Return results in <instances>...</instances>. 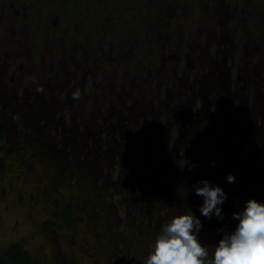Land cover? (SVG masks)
I'll list each match as a JSON object with an SVG mask.
<instances>
[{"label": "rangeland", "instance_id": "rangeland-1", "mask_svg": "<svg viewBox=\"0 0 264 264\" xmlns=\"http://www.w3.org/2000/svg\"><path fill=\"white\" fill-rule=\"evenodd\" d=\"M202 178L228 193L222 220L200 213ZM250 197L264 200V0H0V251L142 264L170 215H200L211 245Z\"/></svg>", "mask_w": 264, "mask_h": 264}, {"label": "clouds", "instance_id": "clouds-1", "mask_svg": "<svg viewBox=\"0 0 264 264\" xmlns=\"http://www.w3.org/2000/svg\"><path fill=\"white\" fill-rule=\"evenodd\" d=\"M211 163L215 165L214 160ZM226 179L234 183L237 177L229 172ZM194 190L202 197L201 215H215L222 220V205L228 196L225 189L202 178ZM232 216L235 225L222 231L210 245L200 238L204 226L200 215L189 208L170 215L156 233L142 264H264V200L250 197Z\"/></svg>", "mask_w": 264, "mask_h": 264}, {"label": "trees", "instance_id": "trees-1", "mask_svg": "<svg viewBox=\"0 0 264 264\" xmlns=\"http://www.w3.org/2000/svg\"><path fill=\"white\" fill-rule=\"evenodd\" d=\"M72 207V204L67 202L58 211V214L66 227L72 226L75 222ZM50 225L49 220L45 221V229L48 230ZM0 264H34V260L21 242H13L5 250L0 251Z\"/></svg>", "mask_w": 264, "mask_h": 264}, {"label": "flooded vegetation", "instance_id": "flooded-vegetation-1", "mask_svg": "<svg viewBox=\"0 0 264 264\" xmlns=\"http://www.w3.org/2000/svg\"><path fill=\"white\" fill-rule=\"evenodd\" d=\"M67 203V202H66ZM71 203V202H70ZM72 204V203H71ZM72 206H73V204H72ZM72 212H73V207H72ZM74 216V215H73Z\"/></svg>", "mask_w": 264, "mask_h": 264}]
</instances>
